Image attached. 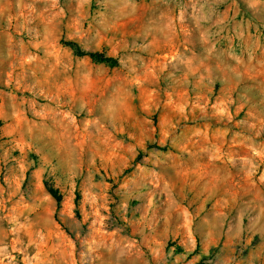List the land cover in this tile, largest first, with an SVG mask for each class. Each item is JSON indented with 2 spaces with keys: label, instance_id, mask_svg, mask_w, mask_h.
Segmentation results:
<instances>
[{
  "label": "rangeland",
  "instance_id": "rangeland-1",
  "mask_svg": "<svg viewBox=\"0 0 264 264\" xmlns=\"http://www.w3.org/2000/svg\"><path fill=\"white\" fill-rule=\"evenodd\" d=\"M0 264H264V0H0Z\"/></svg>",
  "mask_w": 264,
  "mask_h": 264
},
{
  "label": "trees",
  "instance_id": "trees-1",
  "mask_svg": "<svg viewBox=\"0 0 264 264\" xmlns=\"http://www.w3.org/2000/svg\"><path fill=\"white\" fill-rule=\"evenodd\" d=\"M63 43L66 46L70 47L73 50V52L78 56H88L95 62L106 63L110 66H118L120 64V61L117 57L109 56L104 52H100V51H87L83 49L81 45L74 40H65L63 41ZM49 191L55 197L57 202L61 201L62 194L58 189L50 186ZM78 199H80V197H78ZM77 213L79 214V211H77ZM177 248L179 251H183L182 247L178 246Z\"/></svg>",
  "mask_w": 264,
  "mask_h": 264
}]
</instances>
